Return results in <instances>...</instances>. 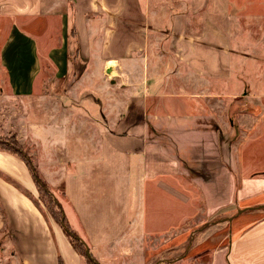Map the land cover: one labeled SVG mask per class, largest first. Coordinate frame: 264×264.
<instances>
[{"label":"crops","instance_id":"obj_1","mask_svg":"<svg viewBox=\"0 0 264 264\" xmlns=\"http://www.w3.org/2000/svg\"><path fill=\"white\" fill-rule=\"evenodd\" d=\"M150 1L0 0V19L8 21L0 59L14 94L0 115V135L15 134L21 144L34 143L49 152L39 161L37 151L31 155L48 184L63 182L70 203V218L64 211L66 219L93 252L96 264H107L117 253L118 264H130L122 248L172 234L200 216L211 219L246 205L252 209L254 204L264 209V76L262 85L255 89L249 84V90L239 95L242 98L236 97L233 82L219 90L212 79L230 76L228 66L225 70L215 61L222 35L217 22L229 17L225 0H193V12L200 20L194 31L187 13L169 10L155 16L158 12L151 10ZM208 5L211 8L204 11ZM152 36L173 38V52L194 68V91L171 92L165 89L169 82L150 71L159 63L165 67L164 61L154 66L144 61V54L154 48ZM71 49L82 59L79 66L91 68L94 58L99 70H138L127 84L132 96L124 118L99 136L103 148L99 157L60 160V145H66L60 140L64 136L57 108L61 96H29L44 65L54 70L52 81L65 75ZM73 64L70 60V69ZM214 96H234L226 113L206 103ZM246 107L256 108L263 118L258 129L236 146L231 117ZM90 115L84 109L79 116L88 123ZM77 127L74 133L80 131ZM116 150L127 152L123 164L127 175L122 181L106 174L107 166L113 169L119 163ZM65 173H70V194ZM39 194L26 162L0 150V264H90L62 225L44 210ZM249 231H253L250 236ZM237 237L230 246V261L234 258L230 264H264L259 253L264 247V217ZM227 252L228 244L217 246L210 264H229Z\"/></svg>","mask_w":264,"mask_h":264},{"label":"rangeland","instance_id":"obj_2","mask_svg":"<svg viewBox=\"0 0 264 264\" xmlns=\"http://www.w3.org/2000/svg\"><path fill=\"white\" fill-rule=\"evenodd\" d=\"M157 1L159 0H151L149 4L151 10L154 9L155 13L158 12L155 16H162V13L168 12L169 10L172 14L185 12L192 19L190 21L191 30L194 31L195 28L199 27L200 20L193 12V0H169V4L167 1L164 3V0L161 1V3L163 2L164 4L157 3ZM224 6L225 10L228 9L229 11V17L226 15L224 17L222 16L223 20L217 22L220 31H222V35L219 38V53L216 54L217 58H215V61L219 64H223L225 70L226 66H228V73L230 76L226 78L223 77L225 75H222L220 78L214 79L212 77V79L219 90L223 87L226 88L227 83L230 84L233 82L235 86L233 91L236 97L242 98L239 95L249 90V84L252 88L256 87L255 89H257L260 87L259 85L263 83L264 0H225ZM210 8L211 6L208 5L204 11ZM155 23L162 25L163 22L156 21ZM7 27L8 21L0 19V48ZM172 39L171 37L166 38L165 36H152L151 46L152 48L154 46V48L151 49L150 47L146 55L144 54V61L148 60V62H151L152 66H154L153 64L156 62H165V67H161L162 64L159 63L160 65L158 68H152L150 70L169 82L165 89L171 92L179 91L184 88L188 90V92L194 91V68L186 63L182 57L173 52L172 44L174 40ZM159 50L165 51L161 52ZM190 56V59H194L193 54ZM137 59L140 60L141 57H137ZM44 60L47 59L44 58ZM70 60L74 61L71 69ZM79 61L82 63L80 55L78 53L76 54L74 49H71V52L68 53L67 72L57 81H52L54 70L49 69V65H44L41 79L37 83L33 94L29 95L61 96L58 99L57 108L59 111L58 120L61 127L60 131L64 136L60 140H64L66 145H60L58 152L60 160L63 158L72 159L74 157L81 158L80 160H82L85 156L89 158L92 156L99 157V150H103L100 144L102 140H99V136L102 132L109 131L113 128L116 121L124 118L126 105L132 96L130 86L127 84L132 81L130 77L131 73H138L137 69L132 71L129 68L121 71L122 75L120 72L118 73L115 71L113 67L109 69L110 71H108V69L99 70L96 68L97 65H95L94 58L90 60L91 68L88 67V65L79 66L77 64ZM144 67H146L145 64ZM219 71L221 72V70ZM146 73L147 69H143V74ZM140 75L139 73V77ZM154 78L157 77L155 76ZM204 79L211 81L209 77ZM204 82L206 84L208 83L205 80ZM204 82L203 86L205 85ZM208 87L210 88V86ZM10 96H14V94L8 85V74L6 69L2 67L0 59V115L3 112L2 110L5 104L8 103V101L9 103L12 102L10 101L12 100ZM233 98L234 96H214L212 100L206 103L216 108L217 111L226 113L225 110H227ZM186 102H184V104H186L184 109L188 110L190 106L188 105L189 102ZM84 109H89L91 111L90 121L88 123L85 118L82 119V117L79 116ZM67 111L69 112L68 114L66 113ZM70 111H75V113L70 114ZM258 115L256 108L246 107L238 113L237 117L230 116L233 120L232 123L235 124L236 131L233 140H235L236 146L239 145L244 137L251 135L253 131L258 129L263 118V116ZM230 117H226L228 123ZM88 124L90 125L89 129H87ZM75 126H78V130H80L77 133H74ZM83 143L86 144L85 148L80 146ZM22 146L30 154L32 159L33 156L31 153L37 151L39 154L38 161L41 158H45L46 154L49 153L45 149H38L34 143H26L25 145L22 144ZM116 152L117 156L120 155L119 163L116 167L113 166V169L107 166L106 174L108 178L110 175H116L117 177L115 180L122 181L124 179L123 176L126 177L127 175V172L123 170V164L126 162L124 154H127V152L123 150H116ZM61 167H63L62 164L60 168ZM133 168L134 171H137L135 164ZM237 172L238 171L235 172V175L240 183V176ZM64 175L66 179H64L66 181L65 184H68L67 190L69 189L70 194V173L67 175L65 173ZM49 190L53 193L58 202H60L61 205L63 204L64 211L70 218V203L65 200L63 182L58 181L56 185L49 184ZM39 199L44 210L54 218L50 212V208L46 205L44 199L41 198V194H39ZM246 206H243V208ZM250 206H253L252 209L247 208L238 215L236 214L240 208L235 209L228 215L221 214L211 219L202 218L200 216L198 219L188 222L184 227L172 234L156 238H144L141 245L138 243L137 246H134L133 244L131 249L126 250L122 248L120 251L124 253H122L124 258H127V263L130 264H210L213 250L219 245L228 244L227 261L230 264L231 261H234L233 257H231V261L229 258L230 246L232 245V241L238 238L237 234L259 218L264 217L263 208H258L255 204ZM107 208H109L108 203ZM232 216L233 219L230 221L228 218ZM252 232L253 231H249L248 236L252 235ZM76 234L79 236L78 233ZM258 236H261V234ZM138 247L139 249H137ZM138 250L141 252L139 254L141 262L138 260L139 263L137 259L135 260ZM90 253L92 254L93 252L90 250ZM259 253L261 254L260 256L264 257L263 246H260ZM95 255L97 256V254ZM118 255L117 253L113 259L107 260V264H118L119 260L115 259ZM120 257L121 255H119V258ZM132 260H135V262Z\"/></svg>","mask_w":264,"mask_h":264},{"label":"trees","instance_id":"obj_3","mask_svg":"<svg viewBox=\"0 0 264 264\" xmlns=\"http://www.w3.org/2000/svg\"><path fill=\"white\" fill-rule=\"evenodd\" d=\"M71 38L76 42V34L74 31L71 32ZM0 150L12 152L21 157L28 167L30 168L32 175L36 181L41 198L44 199L46 205L50 208V212L57 222H59L66 235L74 245L75 249L83 255L90 264H96V262L86 254L87 244L80 238L76 232L71 228L69 222L66 219V215L63 210V206L56 199L53 193L49 190V184L44 180L36 165L33 162L30 154L22 146L20 141L17 139L15 134L12 135H0Z\"/></svg>","mask_w":264,"mask_h":264},{"label":"water","instance_id":"obj_4","mask_svg":"<svg viewBox=\"0 0 264 264\" xmlns=\"http://www.w3.org/2000/svg\"><path fill=\"white\" fill-rule=\"evenodd\" d=\"M108 71H110V70L108 69ZM246 209H247V207L238 209V212H237L236 215L242 213V212H243L244 210H246ZM228 219L231 221V220L233 219V216H232V217H229ZM86 254H87V256L91 257L90 249H89L88 246H87V248H86Z\"/></svg>","mask_w":264,"mask_h":264}]
</instances>
